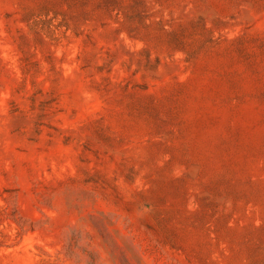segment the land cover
Returning a JSON list of instances; mask_svg holds the SVG:
<instances>
[{
    "label": "rangeland",
    "instance_id": "obj_1",
    "mask_svg": "<svg viewBox=\"0 0 264 264\" xmlns=\"http://www.w3.org/2000/svg\"><path fill=\"white\" fill-rule=\"evenodd\" d=\"M0 264H264V0H0Z\"/></svg>",
    "mask_w": 264,
    "mask_h": 264
}]
</instances>
